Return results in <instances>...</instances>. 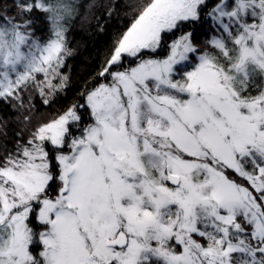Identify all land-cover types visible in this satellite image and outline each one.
Instances as JSON below:
<instances>
[{
  "label": "snow or ice",
  "instance_id": "snow-or-ice-1",
  "mask_svg": "<svg viewBox=\"0 0 264 264\" xmlns=\"http://www.w3.org/2000/svg\"><path fill=\"white\" fill-rule=\"evenodd\" d=\"M12 7L0 10V103L62 89L70 55L73 5ZM207 8L149 0L83 93L88 123L69 107L0 155V264H264V0ZM36 11L51 14L46 42ZM202 20L221 31L214 51L189 32L158 58L168 34Z\"/></svg>",
  "mask_w": 264,
  "mask_h": 264
},
{
  "label": "trees",
  "instance_id": "trees-1",
  "mask_svg": "<svg viewBox=\"0 0 264 264\" xmlns=\"http://www.w3.org/2000/svg\"><path fill=\"white\" fill-rule=\"evenodd\" d=\"M47 3L59 2L73 5L71 16L61 21L66 30L65 43L70 55L65 58L61 73L65 78V86L54 92L45 87V95H41L35 84L21 93L19 101L8 100L0 103V155L7 150H15L17 142L26 143L32 132L39 126L51 122L66 112L69 107L76 106L83 124L89 120V113L84 105V95L99 80V71L114 49L116 42L143 10L149 0H45ZM208 12L216 5L217 0H207ZM0 10L14 16L16 9L12 0H0ZM35 19L33 25L38 42H46L52 33L50 13L36 11L31 14ZM211 25V27H210ZM194 33V42L200 52L214 51L207 43L213 36L220 37L221 31L210 20L188 24L175 35L168 34L164 47L158 50V58L168 53V45L182 34ZM38 74L37 80L42 81ZM258 83H264L257 78ZM53 83L58 84V80ZM48 100V103L44 101ZM83 126V125H82ZM75 130V129H74ZM32 227L38 233L42 226L32 217ZM40 246H34L33 252L38 255Z\"/></svg>",
  "mask_w": 264,
  "mask_h": 264
},
{
  "label": "rangeland",
  "instance_id": "rangeland-1",
  "mask_svg": "<svg viewBox=\"0 0 264 264\" xmlns=\"http://www.w3.org/2000/svg\"><path fill=\"white\" fill-rule=\"evenodd\" d=\"M211 11V10H210ZM168 55V53L166 54V56ZM166 56L165 57H163V58H166ZM89 121V120H88ZM88 121H86L85 123H88ZM74 132L76 131V130H73ZM46 147L49 149V150H51V146L50 145H47L46 144Z\"/></svg>",
  "mask_w": 264,
  "mask_h": 264
}]
</instances>
